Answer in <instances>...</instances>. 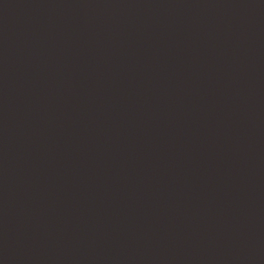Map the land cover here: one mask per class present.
<instances>
[{"label": "water", "instance_id": "obj_1", "mask_svg": "<svg viewBox=\"0 0 264 264\" xmlns=\"http://www.w3.org/2000/svg\"><path fill=\"white\" fill-rule=\"evenodd\" d=\"M0 264H264V0H0Z\"/></svg>", "mask_w": 264, "mask_h": 264}]
</instances>
